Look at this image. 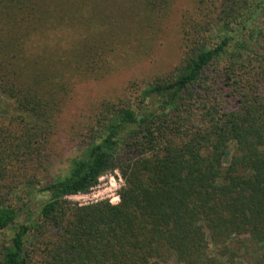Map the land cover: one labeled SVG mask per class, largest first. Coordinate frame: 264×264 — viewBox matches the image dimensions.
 I'll list each match as a JSON object with an SVG mask.
<instances>
[{
	"label": "trees",
	"instance_id": "trees-1",
	"mask_svg": "<svg viewBox=\"0 0 264 264\" xmlns=\"http://www.w3.org/2000/svg\"><path fill=\"white\" fill-rule=\"evenodd\" d=\"M1 97L0 264H264V0H0Z\"/></svg>",
	"mask_w": 264,
	"mask_h": 264
},
{
	"label": "rangeland",
	"instance_id": "rangeland-1",
	"mask_svg": "<svg viewBox=\"0 0 264 264\" xmlns=\"http://www.w3.org/2000/svg\"><path fill=\"white\" fill-rule=\"evenodd\" d=\"M177 41L171 40L169 43L165 42L163 46H161L160 55L158 52L155 53L153 51L151 54L147 51L146 53V61L150 63V66L155 65H162L163 68L168 67L173 61L177 60V55L179 53V49L177 47ZM149 54V55H148ZM162 58V59H161ZM161 61H158L160 60ZM112 83H116L117 86L112 88L111 84H106L105 86H100L103 90H115L118 87L119 81L118 79H113ZM4 99V98H0ZM1 110L5 111L7 114L13 113L16 109L11 101L8 100H1ZM63 153L61 154L60 158L55 163L52 172L54 175H66L70 169L71 162L74 158L80 155V150L77 147H71L70 145L64 146ZM124 184V179L119 171H115L112 173H108L100 178L98 185L95 187L94 190H91L89 193L86 194H79L76 196L69 197V200L75 204L80 206H86L89 204L101 202V201H108L113 205L118 204L120 201H117V196H119V192L121 187ZM43 199V200H42ZM46 200V197H38L34 200V204L32 207L33 212H37L40 203ZM22 219H20L21 221ZM7 235H12V232H8ZM0 239L2 236L0 235ZM252 249L250 250V252ZM249 264H254L253 260L250 258L248 261ZM246 263V264H248Z\"/></svg>",
	"mask_w": 264,
	"mask_h": 264
},
{
	"label": "built area",
	"instance_id": "built-area-1",
	"mask_svg": "<svg viewBox=\"0 0 264 264\" xmlns=\"http://www.w3.org/2000/svg\"><path fill=\"white\" fill-rule=\"evenodd\" d=\"M94 189H95V187L92 190H94ZM117 201H120V197L119 196H117Z\"/></svg>",
	"mask_w": 264,
	"mask_h": 264
}]
</instances>
